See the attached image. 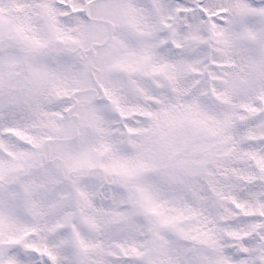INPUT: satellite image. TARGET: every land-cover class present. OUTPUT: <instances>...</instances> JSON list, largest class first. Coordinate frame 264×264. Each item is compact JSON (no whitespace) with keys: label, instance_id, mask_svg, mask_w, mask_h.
<instances>
[{"label":"snow or ice","instance_id":"obj_1","mask_svg":"<svg viewBox=\"0 0 264 264\" xmlns=\"http://www.w3.org/2000/svg\"><path fill=\"white\" fill-rule=\"evenodd\" d=\"M0 264H264V0H0Z\"/></svg>","mask_w":264,"mask_h":264}]
</instances>
